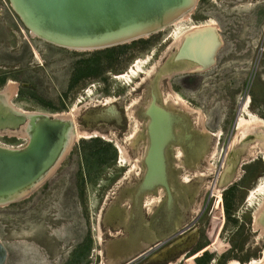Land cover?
<instances>
[{
    "label": "rangeland",
    "instance_id": "rangeland-1",
    "mask_svg": "<svg viewBox=\"0 0 264 264\" xmlns=\"http://www.w3.org/2000/svg\"><path fill=\"white\" fill-rule=\"evenodd\" d=\"M254 2L197 0L186 24L215 22L223 46L217 52V65L194 71L195 82L187 87L180 84L179 77L192 62L179 58V44L173 45L170 38L173 26L114 46L122 49L113 52L110 50L114 47L76 51L31 35L11 2L0 0V102L9 109L52 115L77 106L71 120L64 118L77 122L73 129L82 133L86 131L80 129L98 127L114 130L120 139L114 134L110 139L124 142L129 160L119 163V152L111 142L112 148L106 146V140L101 146L91 141L82 143L80 137L77 142L70 132L56 174L42 186L48 179L44 178L31 195L0 204V237L9 250L7 264H71L68 248L62 251L58 246L61 241L77 238L90 247L86 264H126L137 255L130 246L147 227L151 225L153 240L156 232L165 237L174 229H182L200 210L196 223L180 232L172 243L130 264H245L264 257V224L260 220L264 210L258 215L264 197L258 196L253 204L247 202L249 191L264 177V157L251 140L235 139L237 129L231 136L243 96L256 91L255 83L264 84V56L260 54L264 50V5L255 6ZM110 62L114 64L108 67ZM140 62L145 72L129 84L115 78ZM147 70H152L149 76ZM175 72L181 75L170 79ZM23 83L27 85L21 89ZM174 85L183 95L172 89ZM170 95H179L182 104L168 100ZM255 99L259 102L264 97L256 93ZM150 101H157L176 117L171 132L175 136L163 145L168 178L166 184L161 183L168 187V200L173 198L174 209H178L173 228L167 225L168 204L154 210L151 218L144 205L149 192L159 196L156 185L143 189L146 165L139 159L145 146L144 127L149 119L146 107ZM262 108L253 105L250 110L264 119ZM200 112L203 116L199 121ZM84 117L88 124L82 123ZM205 123L213 128L210 131L222 132V138L200 131L206 130ZM177 126L182 128L176 130ZM20 129L15 131L27 143L30 130L20 133ZM73 141L76 145L72 154L62 162ZM93 147L104 150L111 160L99 167L95 159L86 161ZM113 155L117 156L115 160ZM129 169H133L131 173ZM185 175L190 176L188 183H183ZM213 181L217 186L209 190ZM144 246L140 248L144 250ZM191 248L183 263L177 262L180 254Z\"/></svg>",
    "mask_w": 264,
    "mask_h": 264
},
{
    "label": "water",
    "instance_id": "water-1",
    "mask_svg": "<svg viewBox=\"0 0 264 264\" xmlns=\"http://www.w3.org/2000/svg\"><path fill=\"white\" fill-rule=\"evenodd\" d=\"M9 1L25 26L43 40L87 51L123 45L158 32L193 4V0ZM202 49L196 51L199 56ZM178 53L192 64L200 61L188 54L193 53L188 47ZM68 128L67 121L42 114L25 147L14 150L0 146V199L28 188L54 167L64 150ZM8 257L9 250L0 237V264H7Z\"/></svg>",
    "mask_w": 264,
    "mask_h": 264
},
{
    "label": "bare ground",
    "instance_id": "bare-ground-1",
    "mask_svg": "<svg viewBox=\"0 0 264 264\" xmlns=\"http://www.w3.org/2000/svg\"><path fill=\"white\" fill-rule=\"evenodd\" d=\"M197 0H193V4L187 8L186 10L182 11L180 14H178L176 17H174L170 23L162 28L159 31H162L166 29L167 27L173 26L174 30L172 31L171 38L174 40V43H178V52L182 51L185 49V47H188V50H191L193 53H188L190 55H194V57L198 58L200 61H196L193 64H190L188 68L185 69L184 72H189V71H205L207 70L211 65L213 66L215 63L214 55L215 53L222 47L223 41L222 38L219 34V31L217 28H215V22L210 21L209 23L207 22H202L200 24H195L192 23L190 25L186 24V21L190 20V14L193 11V9L196 7ZM30 34L42 39L35 31L32 29H28ZM158 31V32H159ZM24 32V31H23ZM157 33V32H154ZM153 34V33H152ZM151 35V34H150ZM148 35V36H150ZM147 35H145L146 37ZM64 47V46H60ZM203 47L201 50V55L199 56L198 53L196 52L199 48ZM67 48V47H64ZM67 49H72L76 51H87L88 49L84 48H76V47H68ZM102 48H90V51L93 50H100ZM210 50V51H209ZM39 54V53H38ZM36 53V56L38 55ZM208 56L206 60H203V58ZM210 61V62H209ZM210 63V64H209ZM210 65V66H209ZM211 66V67H212ZM155 71V70H154ZM145 70H143V63L140 62L135 66H133L130 70H128L126 73L118 74L115 76L116 79L119 80H125L127 84H129L132 79L138 77L140 73H144ZM152 73V70L146 72V74L149 76ZM181 72H175L169 75V77H172L176 74H179ZM138 87V86H137ZM172 93V92H171ZM1 95V94H0ZM169 95V94H167ZM177 95V94H176ZM174 95L173 97L170 95L168 96V100L172 101L175 104H179L181 102L180 96ZM166 100V102H168ZM110 101V100H109ZM169 101V102H170ZM107 102V101H106ZM182 104V102H181ZM0 128L3 127H8V128H15L14 130H17L22 126L23 124L26 125L23 129L25 130H30V135H32V130H33V125L44 113H39V112H30V111H25V110H19L14 107L9 106L11 109L8 108L7 105L3 104L0 102ZM77 107V106H76ZM74 107L70 112H64L58 115H52V114H44L49 117H54L60 120L64 121H70L72 117L76 115L77 108ZM188 107V106H186ZM251 107V97L248 96L245 99V102H243L241 106V114L238 119L237 123V135L235 139H242L243 142H247L248 140H251V143L253 142L255 144L256 150H258L259 154L264 157V119H262L260 116L257 114L251 112L250 110ZM7 112V114L4 116L3 110ZM194 111V110H193ZM196 113V111H194ZM240 112V110H239ZM148 113L151 116L150 119V125H149V131L151 134V145H150V150L147 154V162L150 163V168L149 171L147 172L144 180L143 187L144 188H150L155 185V183H158L162 180L163 174H162V167L160 165L159 161V154L158 151L160 147L166 143L171 135L172 131V124L174 122V117L169 114V112L164 109V107L160 106L157 101H153L149 107H148ZM1 114H3L1 118ZM203 114L200 112L198 114L197 119L200 121L202 120ZM64 118H70L64 119ZM7 119V120H6ZM197 123V122H196ZM73 131V138L78 137H92V136H102L108 140H113L110 139V135L102 134L97 131H94L92 133L89 132H78L73 128H70L67 134V139L65 142L64 150L62 151V154L57 161V163L54 165V167L42 178H40L37 182L33 183L30 185L28 188L18 192L17 194L13 195L10 198H1L0 199V204H5V203H10L14 201L15 199H23L26 196L31 195L35 191V187H38L41 181H43L44 178H49L58 168L59 161L61 160L64 151L66 150L67 147V142H68V135L70 132ZM221 132L217 133L216 139L221 136ZM27 133L25 134V137ZM31 138V137H30ZM75 139V138H74ZM76 140V139H75ZM30 141V140H29ZM74 142V141H73ZM116 146L119 148V152L121 153V161H126L128 162V154H127V149L125 146L122 145V143L119 140H115ZM236 142V141H235ZM234 142V143H235ZM233 143V144H234ZM71 144V143H70ZM254 146V145H253ZM217 147V145H216ZM69 149V148H68ZM67 149V150H68ZM216 150L212 152L211 156H214ZM68 153V151H67ZM128 160V161H127ZM211 166V165H210ZM57 168V169H56ZM56 169V170H55ZM130 173V172H129ZM189 177H186V180H188ZM35 188V189H34ZM258 196H263L264 197V177H261L255 184V186L249 191L248 196H247V202L249 204H253L255 200L258 198ZM264 210V198L262 204L259 205L258 207V215H260V212ZM261 222L264 224V213L262 214L261 217ZM100 228V226H99ZM99 231V238H101L102 235V230L101 228L98 230ZM101 253V251H100ZM264 262V257L260 260H253L251 262L245 263V264H260ZM229 264H242L239 261H230Z\"/></svg>",
    "mask_w": 264,
    "mask_h": 264
},
{
    "label": "flooded vegetation",
    "instance_id": "flooded-vegetation-1",
    "mask_svg": "<svg viewBox=\"0 0 264 264\" xmlns=\"http://www.w3.org/2000/svg\"><path fill=\"white\" fill-rule=\"evenodd\" d=\"M255 2V6H257V5H259V6H262V5H264V0H254ZM251 5H253V4H251ZM27 28V27H26ZM28 29V28H27ZM22 34H23V31H22ZM170 38H171V36H170ZM173 45H175V43L173 44ZM223 46V45H222ZM261 54V56H264V50H263V52L262 53H260ZM262 58V57H261ZM217 61H218V59H217V57H216V63L213 65V66H215V65H217ZM259 62H261V60H258ZM212 66V67H213ZM20 67H17L16 66V69H19ZM23 70L20 68V71L19 72H22ZM18 72V71H17ZM6 73H8V72H6ZM184 73V74H183ZM182 73V76L181 77H179V80H180V84L181 85H183V86H187V87H191V85H193L194 84V82L195 81H193L194 80V78L196 79V75L194 74V72H183ZM178 75H181V74H176V75H174V76H172L170 79H173L175 76H178ZM2 76V74H0V77ZM13 77H15V75L13 76ZM255 77H257V76H255ZM137 78V77H136ZM178 80V81H179ZM4 82L5 81V77H2L1 78V82ZM135 83H137V82H135ZM134 83V84H135ZM25 83H23V85H21V89L22 88H26L25 86L26 85H24ZM170 85H171V83H170ZM31 88H34V86L33 87H31ZM21 89L19 90L20 92H21ZM172 89L173 90H175L178 94L180 93V94H182L183 95V93H182V90H180V88H178V86L177 85H174V86H172ZM255 89H256V91L255 92H251V93H246L244 96H243V98H242V100L240 101V106H239V110H240V112L238 111V115L236 116V118H235V120H234V123H233V127H232V129H231V136H233V133H234V130L237 128V123H238V119H239V117H240V114H241V106H242V104H243V102H245V99L248 97V96H250L251 97V110L253 109V105H259L260 107L262 106L263 108V110H264V100H261V101H259V102H256V93L257 94H260V95H262V97H264V84L263 83H259V82H257V83H255ZM95 94V92H93V94L91 95V94H89L88 95V97H90L91 98V96H93ZM179 94V95H180ZM16 96H19V93H17V95ZM100 103V102H99ZM152 102L150 101V103L148 104V106L146 107L147 109V114H148V117H149V119H148V122H147V125H146V127H144V129H145V134H146V140H144L143 141V143L145 144V146H144V148H142L143 149V152H142V154L140 155V157H139V159H140V161H144L145 162V167H146V169L143 171V175H145L146 176V174H147V172L149 171V168H150V163L149 162H147V154H148V152H149V150H150V145H151V134H150V131H149V125H150V119H151V116L149 115V113H148V107H149V105L151 104ZM165 109V108H164ZM0 110H1V107H0ZM167 110V109H166ZM168 111V110H167ZM3 112H4V116L7 114V112L5 111V109L3 110ZM169 112V114H171V112L170 111H168ZM190 114V113H189ZM3 114H1V118L3 117L2 116ZM191 115V114H190ZM171 116H174V114L172 113L171 114ZM262 117V116H261ZM176 118V117H175ZM174 118V119H175ZM193 118V117H192ZM206 121V120H205ZM68 123H69V128H68V131H69V129L70 128H73V126H77V122L74 120V122H71V121H68ZM82 123H84V125L85 124H88V122H87V119L84 117L83 119H82ZM195 123V122H194ZM19 127H21V129H20V133L21 132H23V125L21 126H19ZM205 127H206V130H200L198 127V129L200 130V131H202V132H205V133H209V134H211V135H213L214 137H215V134L217 133V132H212V131H210V130H213V128L209 125V124H206L205 123ZM78 128V127H77ZM179 128H182L181 126H177V128H176V130H178ZM15 128H8V127H3V128H0V137L1 138H3V137H7L8 135H15L19 140H22V142H24V140H25V138L23 137V136H20L19 135V133L17 134V131H15L14 130ZM143 129V130H144ZM80 130H85L86 132H89V133H92V132H94V131H99L100 133H102V134H108V135H110V136H113V134L116 136V137H118L119 138V136L117 135V133L114 131V130H109V129H103V128H100V127H98V128H94V129H80ZM140 130V129H139ZM142 129H141V131H143ZM173 130V129H172ZM175 131V130H174ZM172 132V131H171ZM177 132V131H176ZM222 133V132H221ZM176 134H178V132L176 133ZM171 135H173V136H175V134H171ZM171 135H170V137H171ZM172 136V137H173ZM231 136H230V138H229V141H231ZM169 137V138H170ZM111 138H115V137H111ZM221 138H222V134H221ZM221 138L220 139H218V145H219V143H220V140H221ZM81 139V142L82 143H86V142H89V141H91L93 144H94V146H101L100 145V143H103V140H106V141H108L109 143H107V147L108 148H112V144L111 143H113L114 144V146H115V148H117V150H118V152H119V148L116 146V143L115 142H113V140H108V139H106V138H104V137H102V136H92V137H88V138H86V137H82V138H80ZM80 139H78L77 140V142L80 140ZM120 139V138H119ZM169 140V139H168ZM228 141V144L230 143ZM29 142V141H28ZM28 142L27 143H25L24 142V145L26 146L27 144H28ZM111 142V143H110ZM121 142H123V141H121ZM124 143V142H123ZM190 144H192L193 146H194V142H191ZM76 145V141L74 142V144H73V146H72V148L70 149V151H69V153L65 156V158L63 159V161L62 162H64L65 160H66V158L68 157V156H70L71 154H72V151H73V149H74V146ZM196 146H197V144H195ZM24 146V147H25ZM94 148V151H89V155L86 157V161L88 160V158H89V160H90V158H92V159H95L96 161H97V167H99L100 165H102V164H106V163H108L111 159L110 158H107L106 157V155H105V151L103 150H100V149H95V147H93ZM181 148V147H180ZM180 151H181V154L183 153V148L182 149H180ZM158 154H159V161H160V165H161V167H162V174H163V178H162V180L160 181V182H158V183H155V185H156V188H157V193H159L158 195L159 196H157L156 194H153V191H151V192H149L148 193V195L145 197V202H144V205L146 206V210H147V215H149L150 216V218L154 215V214H156V212H157V210H158V208L159 207H161L162 205H164V204H168L169 205V207L167 208L168 209V222H167V225H168V227L169 228H173V227H175L174 226V222H176L177 220H178V212H177V210L178 209H174V202H173V198H169V200H168V191H169V189H168V187H166L165 185H162L161 183H162V181H164L163 183L164 184H166V180H167V178H168V173H167V171H166V169H165V158H164V156H163V146H161L160 147V149H159V151H158ZM179 154V153H178ZM117 156L115 155H113V158H112V160H115V158H116ZM120 160V161H119ZM118 161H119V163L121 162V154H120V152H119V156H118ZM123 162H126V161H123ZM129 162V161H128ZM129 165V164H128ZM61 166V165H60ZM59 166V167H60ZM122 166H124V163H123V165ZM58 167V168H59ZM133 170V169H132ZM132 170H127V171H130V173L132 172ZM58 171V169L48 178V179H46L45 181H44V184L42 185V186H44L46 183H47V181L48 180H50V178L51 177H53L55 174H56V172ZM127 171H125L124 172V174L121 176L122 178L126 175L125 173L127 172ZM187 176H189V175H187ZM126 177V176H125ZM186 175L183 177V183H188L189 181H191V179H190V176H189V179L188 180H186ZM214 181H215V179H214ZM212 182V186L210 187V189L209 190H215V187L217 186V184L215 183V182ZM154 185V186H155ZM41 186V187H42ZM153 187V186H152ZM152 187H150V188H152ZM81 197H83V193H81ZM136 196H134V198H135ZM137 201H138V198H137ZM170 201V202H169ZM139 204V203H138ZM137 206V205H136ZM144 206V207H145ZM132 210V207L129 209V211H131ZM156 212H155V211ZM200 210V205L196 208V210H195V212L197 213L198 211ZM131 213V212H130ZM200 213H201V210H200V212L199 213H197V216H195L194 218H192L191 219V221H189V223H186V224H183L182 226V229H177V230H173V232H170V234L169 235H167V236H165V237H163V236H161V237H159V234H157V232L156 233H154L155 234V239L153 240V238H152V229H151V225L149 226V229H148V227H147V229H148V231H147V229L144 231V232H142V234H140V233H138V234H140L139 236H137L138 237V241H139V243H134L132 246H130V247H132L133 249H134V251H136L137 252V255L134 257V258H132L128 263H126V264H130V263H134V262H136L138 259H140V258H142V257H148L149 255H154V250H155V248H161V247H165L166 245H168V244H170V243H172L176 238H177V236H178V234L180 233V232H184V231H186V230H188V229H190L195 223H196V220L198 219V216L200 215ZM138 215V216H137ZM139 215H140V212L139 213H136V217H137V219H138V217H139ZM148 216V217H149ZM155 216V215H154ZM163 217H165V216H163ZM136 219V218H135ZM164 219V218H163ZM100 222V228L102 229V223H101V220L99 221ZM98 229H99V226H98ZM217 229V232H218V234H220V232H221V227L219 228H216ZM171 230V229H170ZM214 231H215V229H213ZM51 236V235H50ZM219 236V235H218ZM40 238V237H39ZM38 238V241L39 240H43L44 239V236L43 237H41V239H39ZM76 238H77V235H76ZM97 239H98V237H97ZM62 243L58 246L59 247V249L58 250H67V248H68V253H69V256H70V258H69V262L71 263V264H82L83 263V260H86L85 261V264L87 263V261L89 260H87V253L89 252V249H90V247H88L87 246V244H86V241H79L78 240V238L77 239H75V241H68V242H64V241H61ZM153 242V244H151ZM141 244H145L146 245V247H145V249L143 250L142 248H140V245ZM198 244V243H197ZM194 248H191L190 250H188V251H186V252H183V253H181L180 254V256H179V258L177 259V262H182L183 263V261L185 260V257L186 256H188L189 254H191V252H192V250H193ZM138 250V251H137ZM133 251V250H132ZM214 251V248L212 249V252ZM101 254V253H100ZM150 256V257H151ZM170 264V262H167V264Z\"/></svg>",
    "mask_w": 264,
    "mask_h": 264
},
{
    "label": "built area",
    "instance_id": "built-area-1",
    "mask_svg": "<svg viewBox=\"0 0 264 264\" xmlns=\"http://www.w3.org/2000/svg\"><path fill=\"white\" fill-rule=\"evenodd\" d=\"M0 146L16 150L23 148L25 145L15 135H8L7 137H0Z\"/></svg>",
    "mask_w": 264,
    "mask_h": 264
},
{
    "label": "trees",
    "instance_id": "trees-1",
    "mask_svg": "<svg viewBox=\"0 0 264 264\" xmlns=\"http://www.w3.org/2000/svg\"><path fill=\"white\" fill-rule=\"evenodd\" d=\"M141 42H143V41H141ZM126 48H127V47H126ZM126 48H125V49H126ZM117 49H122V48H115V47H114L113 49L110 50V52L116 51ZM123 49H124V47H123ZM112 64H114V63H113V62H110V64L108 65V67H111ZM99 69H100V68H99ZM221 214H222V212H221ZM210 257H211V256L209 255V259H210ZM198 264H206V263H202V262H200V263H198Z\"/></svg>",
    "mask_w": 264,
    "mask_h": 264
},
{
    "label": "crops",
    "instance_id": "crops-1",
    "mask_svg": "<svg viewBox=\"0 0 264 264\" xmlns=\"http://www.w3.org/2000/svg\"><path fill=\"white\" fill-rule=\"evenodd\" d=\"M214 20V19H213ZM217 23V22H216ZM135 243H139V241L137 240V241H135ZM130 244H131V242H130Z\"/></svg>",
    "mask_w": 264,
    "mask_h": 264
}]
</instances>
